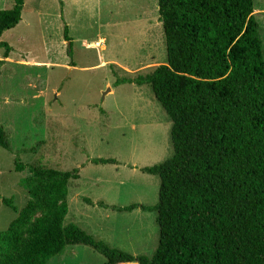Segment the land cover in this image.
I'll use <instances>...</instances> for the list:
<instances>
[{"label":"trees","instance_id":"1","mask_svg":"<svg viewBox=\"0 0 264 264\" xmlns=\"http://www.w3.org/2000/svg\"><path fill=\"white\" fill-rule=\"evenodd\" d=\"M24 2L0 10V38L20 22ZM158 13L166 62L116 84L150 87L171 122L172 154L141 168L159 178L155 205L110 206L154 211L156 249L133 255L65 224L79 169L15 157L14 170L30 173L20 181L27 199L18 209L0 195L15 213L0 229V264H47L75 244L99 252L102 264H264V51L254 1L158 0ZM0 47L2 64L12 47L1 39ZM0 147L10 150L1 124Z\"/></svg>","mask_w":264,"mask_h":264},{"label":"rangeland","instance_id":"2","mask_svg":"<svg viewBox=\"0 0 264 264\" xmlns=\"http://www.w3.org/2000/svg\"><path fill=\"white\" fill-rule=\"evenodd\" d=\"M13 1L0 0V10ZM253 1L264 51V0ZM0 39L12 47L0 64V124L10 142V150L0 147V195L18 209L26 202L20 181L30 173L14 170L15 157L78 168L68 186L65 224L133 255H152L156 213L110 206L155 205L159 178L141 168L172 154L171 122L150 87L116 84L166 62L158 0H25L20 22ZM14 217L0 200V229ZM103 261L92 247L75 244L47 264Z\"/></svg>","mask_w":264,"mask_h":264},{"label":"crops","instance_id":"3","mask_svg":"<svg viewBox=\"0 0 264 264\" xmlns=\"http://www.w3.org/2000/svg\"><path fill=\"white\" fill-rule=\"evenodd\" d=\"M0 58L2 59V56H1ZM6 59H10V58H9V55H8V57H7V58H4V60H6ZM4 60H3V61H4Z\"/></svg>","mask_w":264,"mask_h":264}]
</instances>
